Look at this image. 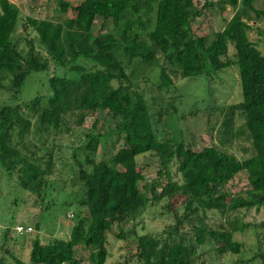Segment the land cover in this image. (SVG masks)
<instances>
[{
	"label": "trees",
	"instance_id": "obj_1",
	"mask_svg": "<svg viewBox=\"0 0 264 264\" xmlns=\"http://www.w3.org/2000/svg\"><path fill=\"white\" fill-rule=\"evenodd\" d=\"M255 1L217 0L221 14L225 6L233 13L223 17L222 27L207 41L191 26L213 6L209 0L199 7L192 0H81L75 5L56 0L59 13H69L68 17L56 21L27 17L21 25L35 35L41 55L28 39L23 40L25 49H18L13 34L19 11L8 0H0V89L8 75L9 90L16 96L30 72L47 71L50 63L68 72H80L84 61L79 60L100 67L74 77L51 75L48 94L0 105V168L14 174L18 191L28 193L39 207L30 226L36 232L44 224L50 233L54 214L65 217L69 213L71 219L65 240L52 238L42 244L34 236L25 264H82L83 260L105 264L106 233L111 225L133 221L161 202L172 224L155 235H135L131 256L137 264H212L197 253L205 244L220 258L239 253L240 244L232 235L243 230V225L211 228L204 219L207 212L227 217L238 210L264 207V54L247 36L249 23L264 18V11L254 7ZM96 19L99 25L93 31ZM150 64L158 67L156 92L166 91L177 78L236 67L240 101L222 113L219 147L195 151L185 143L157 137L161 114L152 118L154 111L148 109L143 92H138L132 80L137 65ZM93 113L112 121L120 144L106 159L95 161L101 134L96 130L99 119L93 120L83 145L71 152L75 176L63 183L69 190H57L49 179L54 140L71 134ZM235 117L241 120L251 149V156L241 160L226 151ZM143 155L155 161L154 177L148 181L137 165V157ZM239 173L245 174L248 188L243 194H230L226 185ZM48 191L55 197H49ZM175 200H179L180 213L174 209ZM20 227L30 231L18 235L32 232L29 226ZM8 233L4 230L0 238V264H5L4 254L13 264H22L3 247ZM81 251L86 252L85 259ZM260 258L264 264V255Z\"/></svg>",
	"mask_w": 264,
	"mask_h": 264
},
{
	"label": "rangeland",
	"instance_id": "obj_2",
	"mask_svg": "<svg viewBox=\"0 0 264 264\" xmlns=\"http://www.w3.org/2000/svg\"><path fill=\"white\" fill-rule=\"evenodd\" d=\"M9 1L19 11L16 31L13 34L18 49H25L23 40L28 39L31 40L34 50L44 55L35 35L29 29L23 30L21 25L27 17L56 21L68 17L69 13H59L56 0ZM64 1L70 5H75L81 0ZM192 1L197 7L203 3V0ZM209 1L213 3V6L205 10L201 17L195 19L191 26L196 35L206 36L207 41L212 38L214 32L222 27L223 17H230L233 13L229 6H225V12L221 14L215 5L217 0ZM254 7L264 11V0H256ZM256 22L258 23L257 26L251 25V30L247 36L249 41L255 44L258 50L264 54V19L260 18ZM98 25L99 20L96 19L93 31L97 30ZM109 27L108 23L106 29H109ZM232 54V50L229 49V57L232 58ZM79 61H84L79 66L81 68L80 72L100 68L93 62ZM129 67H126L127 71ZM80 72L77 70L68 72L67 69L59 66L56 68L50 63L47 71L30 72L16 96H13L12 91L9 90V76L7 75L1 81L3 88L0 89V105H11L19 100L27 102L35 96H44L48 94V77L51 75L74 77ZM133 72V83L137 84L138 92L141 94L143 92L148 109L150 107V110L154 111H152L154 114L152 118H157L158 112L161 114L156 127L158 138L170 142L185 143L195 151L210 145L220 146L222 138L218 132L222 121V113L225 107L240 101V88L235 66L215 72L211 71L205 75L192 78H177L175 85L163 92L154 90L157 84V65L150 64L141 67L137 65ZM149 97H153L154 101L149 100ZM152 112L149 111L150 114ZM30 116L29 114L28 117ZM96 118L99 119L96 130L100 129L101 138L94 160L106 159L119 146L120 141L118 142L113 134L112 121L107 116L98 115V113L86 117L83 124L78 128H74L71 134L57 136L54 140L53 165L49 177L54 182L57 190H60L61 187H63V191L69 190L68 184L63 183L73 180L75 176L76 167L73 164L71 152L74 148H80L83 145L85 141L84 134L87 133L91 123ZM232 133L233 136L230 145L226 147V151L238 160L251 156L250 143L243 132L242 122L237 117H235L232 126ZM75 154L81 158L80 150H76ZM137 160V165L143 168L142 173L146 177L145 180L152 179L154 177L153 166L155 165L153 158L143 155L137 157ZM61 184L64 186H61ZM15 185V175H8L0 168V238L3 231L8 230L9 233L3 247L9 248L13 257L25 264L29 241L34 236L42 244L52 238L65 240L71 226V219L69 213L65 217L54 214L55 218L52 224L49 228L46 227L50 233L45 231L44 224H41L40 230L35 232L30 225L36 221L39 207L34 204L33 197L24 191H18L19 187L17 188ZM247 188L245 174L239 173L226 185L225 189L230 194H243ZM49 197H55L54 192H49ZM177 201L179 202V200H175L174 209L180 213L181 207ZM162 205L161 202L154 207L147 208L133 221L111 225L110 230L106 233L108 257L105 264H137L135 257L131 256L135 252L133 245L135 235L144 233L155 235L163 230L165 226L172 224L171 215L161 208ZM205 217V224L211 228L225 224L237 228L243 225L244 228L241 231H235L232 235V240L240 244L238 254L228 253L220 258L212 251L210 245L205 244L197 248V253L204 255L203 259L212 264L217 262L219 264H262L260 256L264 255V207L259 208L257 211L254 209L238 210L229 213L227 217H221L216 212H207ZM16 225L29 226L32 228V232L18 235L14 230ZM184 229L186 230V228ZM119 233L123 236L121 239L116 237ZM79 254L84 259L87 255L85 251H81ZM2 256L5 257V264H13L8 256L5 254ZM82 264L87 263L83 260Z\"/></svg>",
	"mask_w": 264,
	"mask_h": 264
},
{
	"label": "built area",
	"instance_id": "obj_3",
	"mask_svg": "<svg viewBox=\"0 0 264 264\" xmlns=\"http://www.w3.org/2000/svg\"><path fill=\"white\" fill-rule=\"evenodd\" d=\"M14 230H15V233H17V234H21V233H28L29 231H30V229L29 228H26V229H23L22 227H20V226H16L15 228H14Z\"/></svg>",
	"mask_w": 264,
	"mask_h": 264
},
{
	"label": "crops",
	"instance_id": "obj_4",
	"mask_svg": "<svg viewBox=\"0 0 264 264\" xmlns=\"http://www.w3.org/2000/svg\"><path fill=\"white\" fill-rule=\"evenodd\" d=\"M9 1V0H8ZM10 2V1H9ZM11 3V2H10ZM264 19V18H263ZM256 24H258L257 22H250L249 25H254L257 26ZM252 27V26H251Z\"/></svg>",
	"mask_w": 264,
	"mask_h": 264
}]
</instances>
